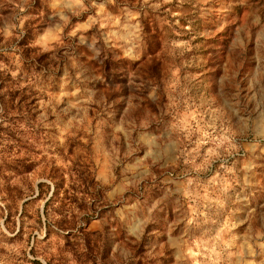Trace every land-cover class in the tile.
Segmentation results:
<instances>
[{"label": "rangeland", "instance_id": "374dc122", "mask_svg": "<svg viewBox=\"0 0 264 264\" xmlns=\"http://www.w3.org/2000/svg\"><path fill=\"white\" fill-rule=\"evenodd\" d=\"M0 264H264V0H0Z\"/></svg>", "mask_w": 264, "mask_h": 264}]
</instances>
